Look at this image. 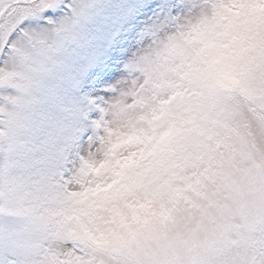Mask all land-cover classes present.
<instances>
[{"label":"snow or ice","instance_id":"6c2138e0","mask_svg":"<svg viewBox=\"0 0 264 264\" xmlns=\"http://www.w3.org/2000/svg\"><path fill=\"white\" fill-rule=\"evenodd\" d=\"M0 264H264V0H0Z\"/></svg>","mask_w":264,"mask_h":264}]
</instances>
